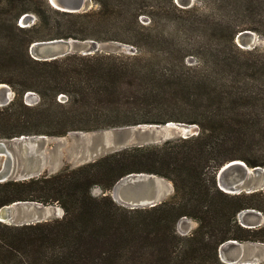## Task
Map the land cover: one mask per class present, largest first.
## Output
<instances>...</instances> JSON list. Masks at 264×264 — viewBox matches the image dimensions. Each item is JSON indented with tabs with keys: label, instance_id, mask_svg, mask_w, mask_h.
I'll return each mask as SVG.
<instances>
[{
	"label": "trees",
	"instance_id": "obj_1",
	"mask_svg": "<svg viewBox=\"0 0 264 264\" xmlns=\"http://www.w3.org/2000/svg\"><path fill=\"white\" fill-rule=\"evenodd\" d=\"M197 1L93 0L96 8L69 13L48 0H0V84L16 93L0 107V140L173 122L200 128L189 138L0 182V210L37 203L64 211L34 224L0 221V264H228L223 244H264V225L245 227L239 218L264 214V190L231 194L218 183L235 160L264 168V49L236 41L246 31L264 38V0ZM26 14L38 22L20 26ZM60 39L137 52L32 56L35 42ZM28 92L40 102L26 104ZM135 174L170 181L173 195L154 207L121 205L109 192ZM185 218L198 223L190 235L178 232Z\"/></svg>",
	"mask_w": 264,
	"mask_h": 264
},
{
	"label": "rangeland",
	"instance_id": "obj_2",
	"mask_svg": "<svg viewBox=\"0 0 264 264\" xmlns=\"http://www.w3.org/2000/svg\"><path fill=\"white\" fill-rule=\"evenodd\" d=\"M176 2L182 7H192L200 4L197 0H176ZM94 8H96V5L92 3L89 11ZM29 15L30 19L27 27H31L38 22L36 15ZM143 20L145 23L148 22L147 19ZM90 41L79 42L82 45L86 44L96 52L130 55H134L137 52L133 46L118 42L91 43ZM236 41L243 49L249 50L256 47L264 49V38L254 32L237 37ZM72 44L75 47L74 51L80 53L82 49L77 47V43L72 42ZM10 88L14 92L11 95V99L14 100L16 93L11 86ZM66 100L67 98L65 96L61 98L62 102ZM25 102L30 106H34L40 102V96L35 92H28L25 96ZM177 124L170 123L161 126L139 125L96 132L70 133L63 137L26 136L28 138L25 140L20 138L7 140L13 157V172L7 181L28 180L25 178L30 176L32 171L37 170L39 174L36 177H39L45 173H58L65 166L77 168L132 145L135 147L142 144H162L167 140L182 138L181 129ZM6 157V155L0 156V171L5 167ZM151 179L157 182L159 189L145 188L141 185L143 181H150ZM156 193L158 198H164L166 200L173 195L174 186L170 181L160 177L152 178L148 175L141 176L140 174H135L121 180L114 190L109 192L118 203L128 208H133L135 205L146 202L145 198L154 196ZM101 194L102 191L100 188L93 189V195L100 196ZM57 208L59 209L57 210ZM258 213L257 211L255 213L253 211L243 212L239 216L240 220H243L241 223L245 224V226H251L250 224L263 226L264 214L259 215ZM8 216L4 220L5 223L23 225L62 218L64 212L56 205L42 206L37 203H16L8 210ZM36 219H39V221H33ZM197 226L198 223L196 221L185 218L179 222L178 232L181 235H190ZM240 244L238 245V253L240 252L246 257L242 259H248L251 263H255L257 259H259V263L264 262V244L250 242Z\"/></svg>",
	"mask_w": 264,
	"mask_h": 264
},
{
	"label": "water",
	"instance_id": "obj_3",
	"mask_svg": "<svg viewBox=\"0 0 264 264\" xmlns=\"http://www.w3.org/2000/svg\"><path fill=\"white\" fill-rule=\"evenodd\" d=\"M51 6H53L55 9L63 11V12H69V13H79V12H87L90 9V6L93 2V0H48ZM30 15L26 14L22 17L20 25L22 27H27L29 23ZM253 32H243L238 35V37L244 35V34H251ZM72 42L77 43V47L82 49L80 54L83 55H92L95 54L96 51L86 44H81V42H77L74 40H51V41H42V42H35L32 44L30 48V52L32 56L37 60H55L58 58L65 57L67 55L76 53L75 47L72 44ZM91 43H95V41H90ZM243 48V47H242ZM14 94V92L11 90L10 86L7 84H0V107L6 106L10 104L13 100L11 99V95ZM174 123V122H173ZM170 124V123H168ZM180 127L181 131V137L182 138H189L192 136H196L200 133V128L198 125L194 124H186V123H178L177 124ZM154 126V125H150ZM160 126V125H157ZM28 137L24 136L20 139L25 140ZM158 144V143H155ZM128 146V147H133ZM138 146H144L138 145ZM125 147V148H128ZM124 148V149H125ZM6 155V161H5V167L2 171H0V182H5L8 180V178L12 175V168H13V157L10 152V148L8 145L7 140H0V156ZM39 174V171H32L30 176H27L25 179L34 178ZM141 176L146 174H140ZM152 178H156L157 176L154 175H148ZM159 178V177H157ZM257 178V179H255ZM218 183L220 188L231 194H240L242 192L246 193H252L260 190H264V168L263 167H249L244 161L241 160H235L233 162H230L226 164L224 167H222L218 173ZM143 187L150 188V189H159L158 184L155 180L151 179L150 181H143L141 183ZM147 197V196H146ZM146 202L141 203L139 205L133 206V208L137 207H154L160 203H162L165 199L164 198H158L157 193L154 196H149L148 198H145ZM6 206L0 210V221L5 222L9 216H8V210L12 207ZM6 211V213H4ZM255 213L256 211L253 210ZM261 215V213H258ZM4 215V217H2ZM33 221H39L33 220ZM23 224V223H21ZM245 226V225H243ZM245 227H257L255 225L251 226H245ZM230 243L234 245H241L237 241H229ZM259 263V259L255 261V263H251L249 260H242L240 258H235L232 260H229L228 264H256Z\"/></svg>",
	"mask_w": 264,
	"mask_h": 264
},
{
	"label": "crops",
	"instance_id": "obj_4",
	"mask_svg": "<svg viewBox=\"0 0 264 264\" xmlns=\"http://www.w3.org/2000/svg\"><path fill=\"white\" fill-rule=\"evenodd\" d=\"M58 209L59 208H57V210ZM60 210L62 212H64L61 208H60ZM241 222H243V220H241ZM243 225H245V224H243ZM238 250H239L238 246H235L234 244L227 242V243L223 244L220 248V257L226 263H229V260H232L235 258H240V257H241V259L244 258L245 257L244 254H241L240 252L238 253ZM242 260L245 261L248 259H242Z\"/></svg>",
	"mask_w": 264,
	"mask_h": 264
},
{
	"label": "bare ground",
	"instance_id": "obj_5",
	"mask_svg": "<svg viewBox=\"0 0 264 264\" xmlns=\"http://www.w3.org/2000/svg\"><path fill=\"white\" fill-rule=\"evenodd\" d=\"M170 126H171V125H170ZM4 213H6V211H5ZM2 217H4V215H2Z\"/></svg>",
	"mask_w": 264,
	"mask_h": 264
}]
</instances>
